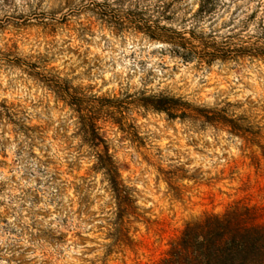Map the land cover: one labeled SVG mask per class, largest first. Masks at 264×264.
Returning a JSON list of instances; mask_svg holds the SVG:
<instances>
[{"label": "rangeland", "instance_id": "obj_1", "mask_svg": "<svg viewBox=\"0 0 264 264\" xmlns=\"http://www.w3.org/2000/svg\"><path fill=\"white\" fill-rule=\"evenodd\" d=\"M88 1L0 0V262L157 264L194 218L241 202L264 221L257 144L249 148L228 127L143 106L145 97L168 96L194 108H228L264 145V58L187 63L143 33L113 32L83 10ZM197 3L190 1L194 11ZM226 3L203 24L207 32L238 29L230 20L257 6ZM28 65L80 97L118 99L111 110L123 106L135 126L136 137L110 118L98 121L140 207L141 217L128 220L129 246H114L108 236L112 193L93 169L95 149L77 107Z\"/></svg>", "mask_w": 264, "mask_h": 264}, {"label": "trees", "instance_id": "obj_2", "mask_svg": "<svg viewBox=\"0 0 264 264\" xmlns=\"http://www.w3.org/2000/svg\"><path fill=\"white\" fill-rule=\"evenodd\" d=\"M6 1V0H5ZM191 0H89L83 7L100 21L112 28L113 32L136 31L148 39L167 45L169 51L187 63L198 62L200 66H211L216 61H229L243 57L264 58V0H248L257 3L256 9L244 19L232 18V26L239 28L220 35L213 26L207 32L205 21L217 15L226 2L244 0H197L198 9L190 7ZM89 25L92 20L88 19ZM174 23H176L174 25ZM255 25V29H251ZM83 27V32L90 31ZM18 64V63H17ZM34 76H42L49 87L63 98L70 99L76 106L83 125L85 141L95 149L94 171H102L108 181L114 206L108 219V236L114 246H129L132 242L129 218L141 217L136 199V191L125 184L120 167L111 155L106 140L100 133L98 121L110 118L122 129L135 126L129 124L124 115V107L111 104L118 99L100 97H80L73 94L60 80H51L38 73L34 65ZM86 99V100H85ZM143 106L166 112L170 117L202 119L203 123L215 128H230V133L242 138L250 148L257 144L261 155L254 156L259 169L264 161V145L257 141L258 132L241 124L242 118L230 115L228 108H194L187 102L168 96L144 98ZM92 102V104H91ZM94 103H98L97 105ZM118 108L119 111H118ZM103 146V150L99 148ZM84 202V201H83ZM157 264H264V221L258 209L241 202L230 207L223 214H206L188 221L180 235L172 241L166 256Z\"/></svg>", "mask_w": 264, "mask_h": 264}, {"label": "clouds", "instance_id": "obj_3", "mask_svg": "<svg viewBox=\"0 0 264 264\" xmlns=\"http://www.w3.org/2000/svg\"><path fill=\"white\" fill-rule=\"evenodd\" d=\"M0 264H2V262H0Z\"/></svg>", "mask_w": 264, "mask_h": 264}]
</instances>
